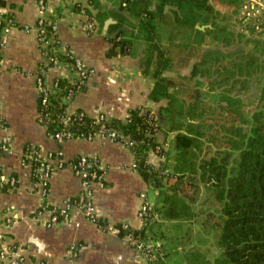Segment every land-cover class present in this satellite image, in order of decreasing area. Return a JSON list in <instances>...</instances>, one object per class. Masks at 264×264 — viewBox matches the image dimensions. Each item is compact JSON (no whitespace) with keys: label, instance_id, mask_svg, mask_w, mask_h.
I'll return each mask as SVG.
<instances>
[{"label":"crops","instance_id":"0c3cea01","mask_svg":"<svg viewBox=\"0 0 264 264\" xmlns=\"http://www.w3.org/2000/svg\"><path fill=\"white\" fill-rule=\"evenodd\" d=\"M118 8L119 0H77V4L45 0L46 15L53 21L61 45L92 70L84 89L67 104L68 113L79 110L90 117L104 114L124 121L129 109L141 107L156 115L163 104L149 99L153 80L143 74L138 57L113 48L111 40L127 29L125 25L113 28L119 20ZM0 9L13 18L0 57V117L6 126V130L0 127V142L8 140L10 146L8 153L0 154V169L5 179L15 180L13 190H0V218L13 220L9 244L21 248L25 264H147L136 257L119 226L125 222L134 231L141 229L139 195L145 193L153 206L157 190L133 167V152L123 144L99 136L57 141L47 133L38 121L36 88V75L44 61L35 32L41 10L37 0H5ZM86 17L95 23L90 34L82 28ZM68 74L67 67L55 65L48 69L46 80L63 79ZM28 145L43 155L52 153L61 163L49 178L44 199L33 183L31 167L23 162ZM81 155L96 156L107 168L103 183L92 187L98 223L88 222L73 210L71 222L47 226L48 214L35 217L36 211L45 202L59 207L78 196L81 182L73 162ZM147 156L154 167L161 162L152 150ZM149 189L154 191L153 201L148 199ZM71 246L76 247L75 255Z\"/></svg>","mask_w":264,"mask_h":264},{"label":"trees","instance_id":"16d2710c","mask_svg":"<svg viewBox=\"0 0 264 264\" xmlns=\"http://www.w3.org/2000/svg\"><path fill=\"white\" fill-rule=\"evenodd\" d=\"M215 1L222 7L231 9L233 13H236L243 2ZM121 2H125V6H121ZM3 3L4 0H0V5ZM212 11L210 0H119V20L113 28L116 30L125 25L127 29L120 31L111 40L113 48L120 49L123 54L131 53L138 57L143 74L153 80L149 99L155 103L163 102L158 107L155 120L150 117V109L136 107L128 110L125 121L107 118L97 123L83 116L81 119L72 118L63 125L59 119L65 115L66 96L69 90H75L77 87V81L67 79L56 81L55 89L47 96L46 105H41L38 97V111L42 113L38 121L45 126L49 135L71 131L75 133L74 138L81 133L84 136H92L103 126L105 130L115 132L116 141L133 152L136 171L157 190L156 201L150 210L151 217H156L152 218L147 226L135 231L142 240L160 243L158 259L147 264H164V260H169L172 255H178L184 264H264V39H248L253 44V49L234 61L232 70H226L232 75L236 72L244 77L243 82L250 81L254 75L257 76L259 84L256 104L254 111L246 114L241 110L242 100L239 97H231L221 92V99L225 101L228 113L226 123L222 126L225 134L220 145H217V137L210 138L221 148L209 158H198L203 133L199 126L192 123L202 117V112L197 113L198 109H202L201 91L197 88L190 89L186 85L181 86L173 78L163 75L164 71L170 69L173 61L169 55L170 51L157 42L160 39L157 27L172 26L169 29V44L171 38L179 33V30L173 27L190 29L194 37L199 38L210 33L216 38L217 34L222 33V40L229 41L226 37V27L207 25ZM135 21L150 34L143 40L148 43L143 53L137 52L133 47L138 39V35L133 34L131 30ZM199 22L200 26L196 24ZM52 26V20H47L42 25L45 40L48 41L43 52L60 61L63 66L71 68L73 59L69 55L51 50L53 47H61ZM201 26H204V29H200ZM50 40L52 42H49ZM213 52L216 53L215 60L218 61L220 52ZM202 57L205 59L208 54H203ZM187 60L189 55L186 56ZM52 63L41 64L39 68L45 69ZM202 63L204 60L198 64ZM196 74L197 65L194 64L190 76ZM229 77L228 74L227 78L219 82ZM83 89L84 86L80 91ZM178 96L186 99H179ZM162 112L167 113L169 118ZM180 116L188 118L184 131L180 129L182 123L176 124ZM165 120L171 122L170 129L175 132L171 144L174 151L172 159L175 161L172 173L165 172L166 165L163 162L157 167L152 166L147 156L149 151L155 152L158 145L156 134ZM155 153L161 161H166L171 155L169 150ZM184 173L198 175L204 185L214 192L219 204L218 212L213 214L215 222L212 231L217 253L212 259L197 252L184 253L177 250L178 237L166 236L161 230L164 221L173 222L172 227L179 229L182 222L197 217L186 197L179 194L177 189L170 190L165 185L166 180L175 177L181 179Z\"/></svg>","mask_w":264,"mask_h":264},{"label":"rangeland","instance_id":"374dc122","mask_svg":"<svg viewBox=\"0 0 264 264\" xmlns=\"http://www.w3.org/2000/svg\"><path fill=\"white\" fill-rule=\"evenodd\" d=\"M210 2L213 5V11L207 25L216 24L226 27L227 36H225L230 39L229 41L222 40V33L217 34L216 38L211 33L199 38L194 37L190 29L173 27L178 29L179 33L171 38L169 44V29L172 26H158L156 29L160 33V39L157 42L170 51L169 55L173 61L170 69L164 71L163 75L173 78L181 86L197 88L202 93L200 98L202 109L197 111V113L202 112V117L200 120L192 121L194 126H199L203 133L201 151L198 152V158L201 159L214 155L218 148H221L217 145H220L219 143L224 139L225 132L222 126L226 123L228 113L225 109L226 103L221 99V92L231 97H239L242 100L241 110L246 114L254 111L259 84L257 76L254 75L250 81L243 82L244 77L236 72L232 75L226 70H232L233 62L253 49V44L248 39H264V0H243L236 13L227 7H222L215 0ZM196 24L200 26V22ZM201 27L204 29V26ZM131 30L133 34L138 35L133 47L137 52L143 53L148 44L143 40L150 36L149 32L143 29L138 21L134 22ZM217 50L220 52L218 61L215 60L216 53L213 52ZM203 54H208V57L204 59ZM188 55L189 60L186 61ZM201 60H204V63L198 64ZM194 64L197 65V74L191 77L190 71ZM228 74L230 75L228 79L219 82L227 78ZM178 98L184 100L185 97L178 96ZM162 114L169 118L167 113L162 112ZM187 122V117L180 116L176 124L182 123L180 129L184 131ZM160 126L161 129L157 132L158 139L168 144L166 150H169L171 154L166 161L161 162L166 165L165 172L172 173L175 161L172 159L174 151L171 144L175 132L171 131V122L168 120L162 122ZM213 136L217 137V145L210 139ZM165 185L170 190L177 189L179 194L186 197L197 217L188 222H182L179 229L172 227L173 222H162L161 230L164 231V235L178 237L177 250L184 253L197 252L212 259L217 253L212 227L215 222L214 215L219 210L214 192L204 185L198 175L194 176L190 173H184L181 179L175 177L166 180ZM154 197L153 189H149V201H153ZM177 240L174 238V242ZM164 264L184 263L178 255H172L169 260H164Z\"/></svg>","mask_w":264,"mask_h":264},{"label":"built area","instance_id":"2783aa9c","mask_svg":"<svg viewBox=\"0 0 264 264\" xmlns=\"http://www.w3.org/2000/svg\"><path fill=\"white\" fill-rule=\"evenodd\" d=\"M5 1V0H4ZM73 3L77 4V0H72ZM38 6L41 10V16L36 23V36L41 45V48L44 50L47 47L48 41L45 40V33L42 25L45 21H49L48 16L46 15L45 10V0H37ZM121 6H125V2H121ZM81 14L84 15V11H81ZM13 27V18L8 12L0 9V57L4 45V37L7 32ZM82 28L87 33H92L95 30V23L92 18L86 17L82 23ZM53 33L55 34V26H52ZM49 42H52L51 40ZM52 51H59L61 54L69 55L73 59V66L69 69V74L66 76L67 80L77 81V87L75 90H69V93L66 96L67 104L74 98L81 88L85 86L86 81L92 75V70L87 67L80 58L75 57L62 45L61 47H53ZM43 65H47L50 62H53L51 66L46 67L45 69L39 68L36 75V88L38 92V97H40V104H47V96L52 92L56 87V81L61 78H55L51 82L46 80V73L48 69L55 65H62L60 61L53 59L44 53ZM76 93V95H74ZM42 113L38 111V118H41ZM83 116L91 118L93 121L100 123L101 121L109 118L104 114H98L95 117H90L83 111H75L73 113H68L65 110V115L59 119V122L63 125L67 124L72 118L81 119ZM150 117L156 119V115L151 112ZM126 120V119H125ZM124 120V121H125ZM40 123V122H39ZM44 126V125H43ZM0 127L3 130H6L5 122L0 117ZM74 132L64 131L57 132L53 135H50L54 140L63 141L68 139H87L91 140L95 136L101 138H106L113 142L116 141L117 135L115 132H109L101 126L97 131H95L92 136H84L83 133L74 136ZM121 143V142H119ZM122 144V143H121ZM168 144L166 142H158V145L155 147V152L160 150H166ZM9 142L8 140H3L0 142V154L9 152ZM23 162L28 164L31 167V176L33 179L34 185L38 188V191L42 198L44 199L47 195V186L50 176L61 167V163L57 161V158L52 153L41 154L40 151L33 146H26L23 152ZM135 168V164L133 166ZM74 173L80 178L81 190L76 198H71L63 202L62 206L59 207H50L46 202L43 203L42 208L36 211L35 217H40L43 214H48V220L46 222L47 226H54L59 223H68L72 220V211L78 210L81 212L83 217L92 224L98 223V214L95 210V206L92 202L93 197V185L96 183H103L107 168L96 156L81 155L74 159L73 162ZM6 188L8 191L15 188V180L10 178L9 180L5 179L2 175L0 169V190ZM141 202L137 209V215L141 220L142 227L147 226L152 218L150 210L152 205L147 200V195L141 193L139 195ZM13 224L11 217H2L0 218V261L5 262L6 264H25V258L23 256L22 250L19 246L15 244H9V235L8 231ZM120 232L123 234L128 245L133 248L135 251L136 257L145 262L151 263L158 259L160 252V244L157 242L146 241L140 239L135 231L131 228L128 223H121L119 226ZM70 251L72 255L76 254V247L71 246Z\"/></svg>","mask_w":264,"mask_h":264},{"label":"water","instance_id":"95a60500","mask_svg":"<svg viewBox=\"0 0 264 264\" xmlns=\"http://www.w3.org/2000/svg\"><path fill=\"white\" fill-rule=\"evenodd\" d=\"M200 29H202L203 27H199ZM115 37V36H114Z\"/></svg>","mask_w":264,"mask_h":264}]
</instances>
